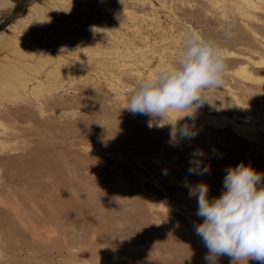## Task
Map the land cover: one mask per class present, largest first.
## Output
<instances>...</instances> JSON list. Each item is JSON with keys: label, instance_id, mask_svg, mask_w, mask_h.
I'll list each match as a JSON object with an SVG mask.
<instances>
[{"label": "rangeland", "instance_id": "1", "mask_svg": "<svg viewBox=\"0 0 264 264\" xmlns=\"http://www.w3.org/2000/svg\"><path fill=\"white\" fill-rule=\"evenodd\" d=\"M191 28L222 45L228 71L180 121L198 134L173 146L170 125L125 107ZM0 45V67L26 79L0 83V264H207L184 184L212 198L230 166L264 172V0H0ZM195 149L207 174H188Z\"/></svg>", "mask_w": 264, "mask_h": 264}, {"label": "clouds", "instance_id": "2", "mask_svg": "<svg viewBox=\"0 0 264 264\" xmlns=\"http://www.w3.org/2000/svg\"><path fill=\"white\" fill-rule=\"evenodd\" d=\"M234 36L231 25L224 30V39ZM225 49L214 38H205L191 28L182 36L179 59L170 66L160 67L154 74L141 79L130 93L125 109L133 115L150 117L148 126L170 125L169 144L191 140L198 134L195 123H183L185 117L194 121L205 103H212L213 91L223 86L228 71ZM174 114L176 119L162 123ZM189 175H204L210 165L201 159L202 149L190 154ZM163 174L167 175L165 171ZM189 197L197 199L195 232L201 237L207 253V264H218L227 256L231 264H247L255 260L264 264V172L243 162L230 166L223 179L219 196L209 198V186L201 181H185ZM4 248L0 242V257Z\"/></svg>", "mask_w": 264, "mask_h": 264}, {"label": "bare ground", "instance_id": "3", "mask_svg": "<svg viewBox=\"0 0 264 264\" xmlns=\"http://www.w3.org/2000/svg\"><path fill=\"white\" fill-rule=\"evenodd\" d=\"M45 23V22H44ZM46 25V24H45ZM40 35V34H39ZM49 36V35H48ZM1 37H2V35H1ZM31 37V36H30ZM35 37V36H34ZM6 38V37H5ZM8 38V37H7ZM29 38V37H28ZM28 38H26V39H28ZM3 39V38H2ZM33 39V38H32ZM4 40V39H3ZM25 40V39H24ZM9 41V40H8ZM11 41H13V40H11ZM26 41V40H25ZM14 42H15V40H14ZM29 42V41H28ZM10 43V42H9ZM21 43V42H20ZM7 45H9V44H7ZM6 45V46H7ZM23 45V44H22ZM1 46V45H0ZM5 46V45H4ZM11 46H13V45H11ZM24 46H26V45H24ZM23 46V47H24ZM15 47V46H14ZM17 47V46H16ZM3 48V47H2ZM10 48V47H9ZM26 48V47H25ZM14 49V48H13ZM1 50V49H0ZM7 50V49H6ZM35 50V49H34ZM33 50V51H34ZM37 50V49H36ZM13 51V50H12ZM19 51V50H18ZM20 52V51H19ZM23 52V51H22ZM14 53H16L15 51H14ZM21 53V52H20ZM25 53V52H24ZM27 53V52H26ZM30 53H32V52H30ZM22 54V53H21ZM24 55V54H23ZM27 55V54H26ZM29 55V54H28ZM31 55V54H30ZM27 57V56H26ZM25 62V61H24ZM24 62H23V64L22 65H24ZM42 62H43V60H42ZM16 63V62H15ZM22 63V62H21ZM29 63V62H28ZM40 64H41V59H40V62H39ZM19 64V62L17 63V65ZM20 65V64H19ZM42 65V64H41ZM0 66H1V64H0ZM14 66H16V65H14ZM26 66V65H25ZM27 66H28V64H27ZM10 67H11V65H10ZM13 67V66H12ZM11 67V68H12ZM24 67V66H23ZM36 67H37V65H36ZM11 68H2V67H0V75L4 78L5 77V80H0V83H2V84H4L6 87H8V88H10V89H12V90H14V89H16L17 87L19 88V86H26L25 85V82H26V79H25V77H24V72L21 74L20 72H16V70L14 71L13 69H11ZM29 68V67H28ZM244 70V69H243ZM23 71V70H22ZM33 71V70H32ZM13 78H16V79H13ZM15 80H16V82H15ZM18 82V83H17ZM23 88V87H22Z\"/></svg>", "mask_w": 264, "mask_h": 264}]
</instances>
